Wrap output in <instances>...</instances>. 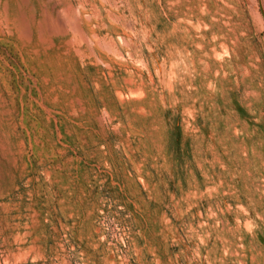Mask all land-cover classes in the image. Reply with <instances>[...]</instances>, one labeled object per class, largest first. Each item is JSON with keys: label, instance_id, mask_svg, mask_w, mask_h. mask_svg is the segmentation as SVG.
I'll return each instance as SVG.
<instances>
[{"label": "rangeland", "instance_id": "374dc122", "mask_svg": "<svg viewBox=\"0 0 264 264\" xmlns=\"http://www.w3.org/2000/svg\"><path fill=\"white\" fill-rule=\"evenodd\" d=\"M0 264H264V0H0Z\"/></svg>", "mask_w": 264, "mask_h": 264}]
</instances>
